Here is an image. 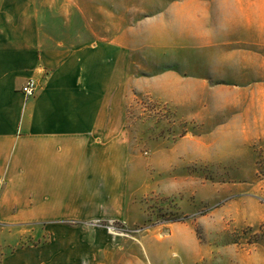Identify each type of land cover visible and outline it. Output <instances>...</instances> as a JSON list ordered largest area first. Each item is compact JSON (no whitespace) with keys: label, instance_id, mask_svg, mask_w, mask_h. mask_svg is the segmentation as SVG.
<instances>
[{"label":"rangeland","instance_id":"1","mask_svg":"<svg viewBox=\"0 0 264 264\" xmlns=\"http://www.w3.org/2000/svg\"><path fill=\"white\" fill-rule=\"evenodd\" d=\"M170 1L36 0V23L50 47L119 40L128 48L125 68L106 94L97 137L115 142V165L124 159L126 201L121 218L84 224L111 245L95 262L264 264V87L220 86L189 106L142 88V76H148L143 67L165 74L191 60L192 41L165 12L140 24L145 13L162 11ZM162 87L157 89L168 93ZM185 88L180 97L186 98ZM194 88L202 98V89ZM225 96L235 107L228 116ZM110 222L119 225L120 235L108 232ZM49 237L31 225L0 228V258Z\"/></svg>","mask_w":264,"mask_h":264},{"label":"crops","instance_id":"2","mask_svg":"<svg viewBox=\"0 0 264 264\" xmlns=\"http://www.w3.org/2000/svg\"><path fill=\"white\" fill-rule=\"evenodd\" d=\"M36 4L0 0V228L31 225L50 237L12 248L0 264H97L111 245L84 224L121 218L126 201L124 159L115 165V142L97 137L106 94L128 48L119 40L52 48L36 23ZM163 12L192 41L191 60L165 74L143 67L142 88L189 106L220 86L264 87V0H171L162 11L145 13L140 24ZM30 78L39 90L26 101L22 87ZM185 86L183 98L178 90ZM223 101L228 116L235 107L227 96ZM259 101L264 111V96Z\"/></svg>","mask_w":264,"mask_h":264},{"label":"built area","instance_id":"3","mask_svg":"<svg viewBox=\"0 0 264 264\" xmlns=\"http://www.w3.org/2000/svg\"><path fill=\"white\" fill-rule=\"evenodd\" d=\"M39 90V83L37 80L30 78L27 80L25 85L22 87V93L25 97L26 101H29L33 99L37 92ZM109 233L113 235H120L122 232V229L119 227L118 224H115L114 222H110L106 227H105Z\"/></svg>","mask_w":264,"mask_h":264}]
</instances>
